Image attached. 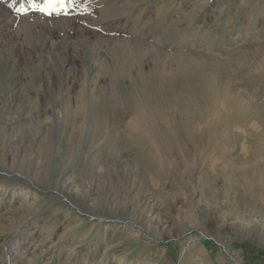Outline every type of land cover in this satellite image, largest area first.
I'll return each instance as SVG.
<instances>
[{"label": "rangeland", "instance_id": "1", "mask_svg": "<svg viewBox=\"0 0 264 264\" xmlns=\"http://www.w3.org/2000/svg\"><path fill=\"white\" fill-rule=\"evenodd\" d=\"M78 3L0 0V264H264V0Z\"/></svg>", "mask_w": 264, "mask_h": 264}, {"label": "snow or ice", "instance_id": "2", "mask_svg": "<svg viewBox=\"0 0 264 264\" xmlns=\"http://www.w3.org/2000/svg\"><path fill=\"white\" fill-rule=\"evenodd\" d=\"M8 8L20 17L30 12H39L47 16L70 15L71 10L88 11L87 3H78V0H8Z\"/></svg>", "mask_w": 264, "mask_h": 264}, {"label": "bare ground", "instance_id": "3", "mask_svg": "<svg viewBox=\"0 0 264 264\" xmlns=\"http://www.w3.org/2000/svg\"><path fill=\"white\" fill-rule=\"evenodd\" d=\"M11 18H12V17H11ZM33 18H35V17H33ZM12 19H13V18H12ZM25 19H26V18H25ZM19 175H20V174H19ZM14 176H15V175H14ZM12 177H13V176H12ZM200 203H201V202H200ZM191 204H192L193 207H196V205L194 204L193 201L191 202ZM197 204L199 205V201H198ZM210 204H211V202H210ZM211 205H212V204H211ZM212 206H213V205H212ZM179 208H180V207H179ZM191 208H192V207H191ZM78 209H79V208H78ZM171 209H172V210L175 209V204L171 205ZM188 211H189V210H187V212H185V215L183 216V218L181 219V217H180V219L183 220V219L187 218V219H190V220H194V221H196V220H195V217H194V211H195V209L192 208V211H191V212H190V211L188 212ZM180 212H181V210H180ZM179 214H180V213H179ZM181 215H182V214H181ZM181 215H180V216H181ZM76 219H77V218H76ZM109 219H111V218H107V221H109ZM178 219H179V218H178ZM77 220H78V219H77ZM80 220H81V219H80ZM103 220H104V218H103ZM114 220H115V219H114ZM101 221H102V219H101ZM79 222H80V221H79ZM110 224H111V223H110ZM151 225H152V224H151ZM140 226H141L142 229H144V230L146 229L145 231H147V230L150 229L149 226H147L148 228H147L145 225H140ZM154 228H155V227H154ZM106 229H107V228H106ZM159 231H160V229H159ZM133 237L136 238L137 235H135V236L133 235ZM109 249H110V247H108V248L106 249V252H107ZM108 252H109V251H108Z\"/></svg>", "mask_w": 264, "mask_h": 264}]
</instances>
